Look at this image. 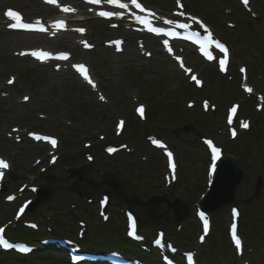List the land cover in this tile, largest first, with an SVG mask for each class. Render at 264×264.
Returning <instances> with one entry per match:
<instances>
[{
	"label": "rangeland",
	"instance_id": "rangeland-1",
	"mask_svg": "<svg viewBox=\"0 0 264 264\" xmlns=\"http://www.w3.org/2000/svg\"><path fill=\"white\" fill-rule=\"evenodd\" d=\"M254 1L256 3V0ZM258 1L256 4L263 5V8L260 9L262 15L260 25L264 27V0ZM12 2L10 1V3ZM153 2L160 5L163 9L171 7L169 4L170 0H153ZM213 3V0H194L190 8L192 12L205 17L215 26L217 31L232 44L235 51V62L247 64L251 74L254 76L253 80H260L258 77L264 71V50L263 52L261 50L264 34L261 26H258L247 13L243 19L235 16L237 22L245 24L250 31H239L241 28L238 31L229 30L226 36L218 25L206 16V13L211 11L210 9L215 10ZM4 4H7V2ZM14 4H19L30 16H35L41 12L38 0H15ZM235 5L237 6V4H229L232 8ZM216 15L220 17L221 24L227 25L226 20L228 17L222 16L219 12ZM92 28L91 36L99 46L102 40L113 36L100 23H93ZM59 42L58 48L71 47L68 45L69 42L64 40ZM248 42L252 44H248ZM40 43H43L42 39L38 40L26 35L10 34L5 32L0 26V90H6L9 93L7 98L0 97V126L11 125L13 121L22 127L43 130L56 134L61 138L62 146L60 152L62 153V159L47 173H54L58 177H63L58 180L56 187L57 195L50 202L43 203L33 214L41 217L36 219L42 224L44 223L43 216L49 213L52 220L47 221L45 224L50 222L58 229H62L64 225H67L75 231L79 227L76 217L83 218L90 225L91 232L93 229L94 231L98 230L96 239L102 240L105 233L104 226L106 221L102 220L99 216L97 200L102 192H104L103 190L105 188L109 189V186L102 184L100 187L95 188L100 191L92 193L94 200L90 204L82 200L79 201L69 190L72 178H67L69 173L66 172L65 166H78V163L74 162L72 155L78 149H83L80 147L82 141L92 140L96 145L100 146L102 141L99 139V133H106L108 137L110 134L113 135L114 124L118 116L127 118L126 132L131 136L128 124L130 115H134V112L130 93L134 92L140 96V101L147 104L148 111L150 109L147 116L148 120L144 123V126L153 128L150 132L160 134V136L174 142L168 129L186 120V122H194L198 126V130L213 135L216 127L224 123L223 117L225 116L226 108L233 102L228 98L223 102L217 99L215 95L219 89L225 87L222 86L223 83H226L230 89L228 94L237 92V85L240 80L235 85L219 76L216 85L212 84L210 86L207 73L209 71L212 72L213 68L206 67L204 69L203 76L206 77L208 82L206 91L212 92L213 99L219 105V112L216 114L211 112L205 115L200 105L188 110L185 105L187 100L181 102L173 101L172 104L165 106V98L167 96L172 95L176 89L180 91V89L188 84L186 79L176 72L175 65L170 60L157 53L155 57L147 61L136 53L133 48L129 49L127 54L116 58L110 50L98 47L95 53L91 55L84 54V58L92 63L96 74L101 79V87L104 89L106 96L112 101L115 111H120L117 116L114 114L113 107L110 108L99 104L95 95L90 93L86 87L80 85L72 76L55 75L52 72H48L47 69L34 65L29 60H19L18 57L14 56L13 52L21 47L36 46ZM241 52L243 57L240 56ZM237 55L239 58H237ZM189 62L196 66L197 70L202 71V67L198 65L194 57H190ZM11 74H14L18 78V81L14 86L6 87L4 84L5 80ZM105 77H108L110 80L107 81ZM258 80L259 91H264V80L262 83ZM238 92L240 98L244 97L242 91ZM150 94L154 100L150 98H147V100L145 98V96L147 97ZM22 95L31 96L30 102L24 103ZM154 101L158 102L157 106ZM247 106V104L242 106L241 114L246 112ZM6 107L10 108V110H7ZM175 107L182 110L179 117L176 115V118V113L173 111ZM151 109H154L153 112H151ZM42 112L50 115L49 121L38 120L37 113ZM199 115L201 119L198 118ZM63 117L77 125L75 130H72L71 127L66 128L63 124H58V118ZM254 117V140L251 143L249 140V144H247V134H242L238 138L239 141L241 140L242 146L240 145L234 153L245 170V179L237 190L235 203L239 204L243 210L242 225H248L249 228L257 230L259 239H261V237H264V118L260 116L261 119L258 120V116ZM144 132L143 134L139 132V136H133L127 140L136 149L134 155L130 156L120 153L113 157H108L104 153H101V157L99 156L100 158H97L96 163L90 167L89 176L91 175L95 181L101 183L98 171L115 172V167L118 166L117 169L120 170L119 174L129 181L131 195L138 194L144 201H147L154 193L159 195L166 193L170 199L179 197L187 201L191 212L182 222L181 233L176 231L172 210L166 213L160 221L150 220L145 224L143 223V228L149 229L147 231L149 234H155L156 226L164 227L168 231L169 236L174 237L181 247L191 248L196 245V238L199 233V227L194 216L195 206L200 201L201 193L206 192L207 153L201 144L191 146L188 143L179 142V162L181 166L178 172L177 184L173 186L171 183L172 186L166 190L167 185L163 176L166 171L165 160L159 153L149 147V144L143 137ZM220 142L225 146L228 153H232L231 147L236 142H231L227 137L224 140L221 139ZM237 144L239 146V142ZM46 150V147L35 146L27 140L21 145L11 143L6 140L3 129L0 128V153L10 157L14 164V172L18 175L16 181H9L7 183L9 187L8 192L16 190L23 182H29V174L37 175L39 167L32 170V163L36 157H43L46 154ZM143 155L150 157L149 162L146 164L139 161ZM43 165H46V161ZM260 173L262 174L263 185L257 188L255 182L258 181L257 178ZM38 180L37 183L39 184L46 181L44 177L38 178ZM95 189H89L88 191ZM256 189L260 191L258 197H255ZM98 194L100 195L98 196ZM113 195V200L108 208L111 216L106 223L120 229L123 235L125 220L121 208L125 207L126 203L123 202L125 203L123 204L120 201H116ZM0 200L4 203L3 197ZM71 202H77L79 207L76 209L70 208ZM3 203L0 204V224L8 223V229L12 233L13 231L10 228L15 223L12 220L15 207L12 208ZM229 207L230 204L213 212L214 218H218L221 223L218 230L216 226L214 227V230L219 232L216 236L218 242H221V235L224 229L227 228L230 220ZM159 211H166V206L162 205ZM143 213L146 214L147 212ZM7 220H10V222H6ZM108 229L112 228L108 227ZM117 229L111 230V233L115 237L119 235ZM214 233L217 232L215 231ZM182 237L186 240V244H183ZM262 240L264 243V238ZM254 249L256 252V256L254 257L255 264H264V245H257ZM210 252L211 249L208 246L201 248V255L204 253L209 254ZM46 259L48 261L41 262L38 258H34L33 260L31 258L29 262L23 263L14 260L12 257L3 258L1 256L0 261L2 264H63L60 259L53 256H48ZM214 259L216 260V258Z\"/></svg>",
	"mask_w": 264,
	"mask_h": 264
},
{
	"label": "water",
	"instance_id": "water-1",
	"mask_svg": "<svg viewBox=\"0 0 264 264\" xmlns=\"http://www.w3.org/2000/svg\"><path fill=\"white\" fill-rule=\"evenodd\" d=\"M79 175L83 179L84 173H79ZM217 176L218 177L214 183L212 191L210 195L207 196L204 202V206L208 210H216L217 208L224 207L227 203L234 200V191L237 184L241 181L242 173L236 167L234 161H229V162L223 161ZM105 182L112 185L115 191H117L121 196L127 198L125 184L120 185L116 179L111 177L106 178ZM53 192H54V188L50 187L49 189V187H45L42 190V195L39 200L46 198L48 195L52 196ZM130 203L136 207H141L142 205L137 200L131 201ZM160 203L161 200L157 204L153 203L151 205H148L147 208L150 212L151 219L159 220V215L156 213V210ZM172 206L175 208L177 212V221H180L182 217L187 216L189 213L188 208L185 205L183 206L180 202H175L174 204H172ZM182 210L185 211V214H182V217H180L178 211L181 213Z\"/></svg>",
	"mask_w": 264,
	"mask_h": 264
},
{
	"label": "snow or ice",
	"instance_id": "snow-or-ice-1",
	"mask_svg": "<svg viewBox=\"0 0 264 264\" xmlns=\"http://www.w3.org/2000/svg\"><path fill=\"white\" fill-rule=\"evenodd\" d=\"M97 2H98V0H97ZM108 2L109 3H113V4H118V6L120 8H126V7H128V5L125 4V3H119V0H108ZM132 3H134L137 8H141V5L139 3H136V0H132ZM243 3L245 4V6H247L248 0H243ZM99 14L101 16H111V15H113V13H111V12H101ZM6 15L12 21H16V23H12L11 24V27H13V28L19 27V28H24V29H33V27H34V25L31 24V23H24V22H22V18L20 16V14L17 13V12H15V11H13V10H9L6 13ZM137 19L139 20L140 18L137 17ZM141 22L145 24V26L147 27L148 31L155 32L157 34L170 35V36H176L177 35V33H175V32H167V33H165L164 32V29L151 26V22L149 20H142ZM36 23L38 24L39 21H37ZM168 23H172V21H168ZM60 26L62 27L63 25L61 24ZM179 27L182 28V29H189L190 28V25L187 24V23H182V24L179 25ZM39 30L40 31H44L43 28H40ZM164 43H165V45H167L168 44V41L165 40ZM215 47L218 48V49H220V51H222L224 53H227V49L220 42L216 41L215 42ZM169 51H171L170 48H169ZM32 55L35 56V57H37L38 59L44 60V59H46L49 56V53H47V52H33ZM205 55H208L210 59L212 58L211 57V54L209 52H205ZM56 58L57 59H67L68 57H67L66 54H61L60 56H58ZM221 64H223V61H221ZM74 67H76L77 70L81 72V74L83 75V77H84L85 80H88L89 83H92V81L89 79V77L87 75V70H86V68L83 65H74ZM242 71H243V69H242ZM248 91L250 92L251 89H248ZM25 99H27V97H25ZM101 99H103V97H101ZM143 111H144L143 110V106H141L140 108H138V112L141 115H143ZM232 111L235 112L236 109L233 108ZM122 124H123V122L121 121L120 122V125H122ZM242 126L245 127V128H247L248 127V124L246 122H243L242 123ZM233 136H235V131H233ZM36 139H38V140L39 139L49 140L50 138L37 136ZM50 142L55 146L56 141L54 139H51ZM209 144L211 145V141H209ZM161 146H163V145H161ZM109 151L110 152L111 151H114V149H109ZM212 152H213V160L215 161V160L219 159V157H220V150L218 148H216L215 146H213L212 147ZM168 155H169V157H171V153L170 152L168 153ZM7 167H8L7 162L4 161L3 159H0V169L7 168ZM173 167H174V165H173ZM214 169H215V164H213V170ZM2 174L3 173L0 172V176H2ZM9 199H12V197H10ZM23 211H24V209L21 208L20 209V213H23ZM201 216H203V214H201ZM17 218H19V217H17ZM204 226H205V231H207V228H208V222H207V220H205ZM133 227H134V224H133ZM3 233H4V229L3 228H0V245H3L4 247H9L8 241L4 238ZM233 236L234 237L236 236V227H235V225H233ZM235 242H236V245L239 247V245H240L239 238H236ZM157 243L159 244L160 241H157ZM25 250H27V249H25ZM189 259H191V257H189Z\"/></svg>",
	"mask_w": 264,
	"mask_h": 264
}]
</instances>
